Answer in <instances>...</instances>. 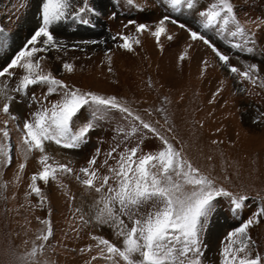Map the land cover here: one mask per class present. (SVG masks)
<instances>
[{"label": "snow or ice", "instance_id": "obj_1", "mask_svg": "<svg viewBox=\"0 0 264 264\" xmlns=\"http://www.w3.org/2000/svg\"><path fill=\"white\" fill-rule=\"evenodd\" d=\"M127 3L138 9L143 7L137 0H127ZM161 4L168 14L159 20L147 23L129 19L121 30L111 33L116 47L135 51L142 43V33L148 32L155 38L157 47L163 48L162 37L173 39L167 27L171 22L185 29L190 41L208 45L231 73L254 85L257 83L260 77L256 63H245L242 69L232 64L229 55L207 35L214 30L226 37L232 48L247 53L255 51L254 33L246 26L254 22L238 17L233 0H209L203 7L198 6L197 0H161ZM198 7L193 27L175 18L177 13L197 12ZM99 14L91 0H38L37 26L13 54L7 52L11 46L8 34L0 28V50L10 56L0 66V112L5 116L0 120V176L13 158V149L20 160L17 180L27 160L38 153L39 169L31 173L28 190L23 194L28 204H32L28 197L35 194L37 204L43 208L48 198L38 182L47 184L51 180L66 188L61 177L67 175L74 176L86 192H95L87 211L83 205L74 208L73 232L78 236L82 226H107L113 239L90 232L95 243L80 248L90 256L84 264H91L97 258L104 264H209L204 258L208 247L205 238L219 197L228 200L231 213L238 218L236 225L220 240L219 264H264V250L250 235V226L264 218V193L252 196L246 190L233 191L227 186L231 176L213 175L194 163L184 151L183 142L179 146L175 142L178 137L167 112V96H161L155 107L140 110L124 96L85 89L57 74L76 70L75 58H66L68 49L86 50L88 45L106 43L104 40L69 41L59 33L63 22L89 24L91 17ZM257 19L255 26L259 28L264 25V19ZM191 47L190 43L185 44L179 53L180 60L188 56ZM52 50L57 53L54 57L50 55ZM112 54L113 49L106 47L105 60L110 72ZM55 61L61 62L58 70L48 66ZM203 67H208L207 57ZM148 84H152L151 79ZM34 85L42 86L45 91L39 96L29 93L30 86ZM222 87L221 84L216 88L213 97ZM51 95L57 98L50 100ZM14 102L29 105L27 116L11 110ZM84 109H88L87 114ZM114 111L120 114L122 122L113 129V143L107 149L98 144L78 169L71 166V160L61 161L47 151L48 143L67 149L80 148L98 123L108 120ZM157 113L160 119L154 120L152 117ZM254 119L264 122V112H258ZM10 124L19 133L15 141ZM149 135L160 143L155 150L145 151L143 140ZM227 168L225 164L222 171L226 172ZM6 187V182L0 180V198H6L3 191ZM250 197L257 206L251 215L242 218L239 214ZM70 199L74 196L70 195ZM47 211L50 214L52 209L49 207ZM36 219L42 225L36 230L38 236L30 248L14 253L13 264H53L38 256V253L43 256L45 242L53 234L50 215Z\"/></svg>", "mask_w": 264, "mask_h": 264}, {"label": "rangeland", "instance_id": "obj_2", "mask_svg": "<svg viewBox=\"0 0 264 264\" xmlns=\"http://www.w3.org/2000/svg\"><path fill=\"white\" fill-rule=\"evenodd\" d=\"M37 1L0 0V28L8 34L11 45L7 50L9 54L18 50L34 30L22 24L29 13L37 12ZM118 1L121 7L116 0H91L100 14L92 16L89 24L73 20L63 22L59 33L69 41L104 40L106 43L88 45L86 50L68 49L66 58H75L76 70L73 73L59 71L57 74L60 78L85 89L124 96L133 102L134 108L140 110L147 106L155 107L161 96H167V112L171 123L175 125L177 146L183 142L186 154L205 171L220 177L225 174L231 176L227 186L233 191L246 190L252 196L257 192L264 193V122L254 119L258 112H264V83H261L264 80V25L259 28L255 26L257 18L264 19V0H233L238 17L245 22H254L246 23L254 33V52L247 53L232 48L226 37L218 35L214 30L207 32L217 47L229 55L232 64L241 69L245 63L258 65L260 79L255 85L231 73L208 45L201 41H190L187 31L171 22L167 23V27L172 32L173 39L162 37L163 48L157 47L155 38L148 32L142 33V43L135 47V51L117 48L111 40V33L121 30L122 24H126L129 19L151 23L168 14L161 0H137L143 4L139 9L134 5L130 6L127 0ZM208 2L209 0H197L199 7L206 6ZM199 7L197 12L177 13L175 18L193 27ZM113 12L116 16H112ZM17 33H20L21 38H15ZM189 43L192 47L188 56L180 60L179 53ZM106 47L113 49L111 72L108 71L109 65L105 60ZM50 55L54 57L57 53L52 50ZM205 57L207 68L203 67ZM8 59L10 56L0 50V66ZM48 66L58 70L61 62H49ZM149 79L152 81L151 85L148 84ZM221 84V91L213 97ZM44 91L40 85L29 88V93H36L37 96ZM56 98L55 95L49 96L50 100ZM31 107L34 108L35 105ZM10 108L21 116H27L29 112L27 103L14 102ZM87 112L88 109H84V114ZM4 118V114L0 112V120ZM152 118L156 120L160 116L157 113ZM118 122H122L121 116L114 111L110 113L108 120L98 123L91 131L87 143L80 148L67 149L48 143L47 151L61 161L71 160V166L78 169L98 144L102 149H107L113 143V129ZM9 126L13 127L11 124ZM18 136L19 133L13 127V141ZM159 143L157 138L149 135L143 140L144 150H155ZM37 155L38 153H33L27 160L17 180L15 177L20 160L13 149V158L3 168L0 176V180L7 184L3 190L6 198H0V264H13L14 253L30 248L32 241L38 236L36 230L42 227L36 218L43 219L49 215L53 234L45 242L43 256L38 253L39 258H47L53 264H84L90 256L88 252L82 253L80 248L95 243L89 233L103 234L113 239L112 231L107 226L97 228L88 225L81 227L78 236L73 232L74 208L83 205L87 211V205L96 194L94 191L86 192L72 175L61 177L66 188L51 180L47 184L38 182L48 198V203L43 208L37 204L35 194L28 197L32 204L27 203L23 194L28 190L31 173L39 169ZM225 164L228 168L223 172ZM70 195L74 199H70ZM256 206L257 202L250 197L239 216L247 218L255 211ZM49 207L52 209L50 214L47 211ZM237 222L238 218L231 213L228 200L217 198L210 229L205 238L208 247L204 258L209 264H219L220 240ZM250 235L257 241L259 248L264 250V218L250 226ZM91 264L104 262L97 258Z\"/></svg>", "mask_w": 264, "mask_h": 264}, {"label": "bare ground", "instance_id": "obj_3", "mask_svg": "<svg viewBox=\"0 0 264 264\" xmlns=\"http://www.w3.org/2000/svg\"><path fill=\"white\" fill-rule=\"evenodd\" d=\"M35 1H37V0H35ZM38 2V1H37ZM36 6V5H35ZM37 8V7H36ZM35 10V9H34ZM36 11H35V13H33L32 14V12L31 13H29L28 15H27V17H26V19H25V21H24V23L22 24V26H26V27H29V28H31V29H34L36 26H37V19L36 18H38L37 17V15H36ZM16 37H18L17 39H19V38H21V35H20V33H17V34H15V38ZM18 41V40H17Z\"/></svg>", "mask_w": 264, "mask_h": 264}]
</instances>
